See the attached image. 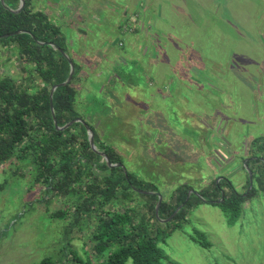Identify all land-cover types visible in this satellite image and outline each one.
Masks as SVG:
<instances>
[{
  "label": "rangeland",
  "instance_id": "obj_1",
  "mask_svg": "<svg viewBox=\"0 0 264 264\" xmlns=\"http://www.w3.org/2000/svg\"><path fill=\"white\" fill-rule=\"evenodd\" d=\"M76 2L80 11L94 7L89 11L97 19L94 32L58 24L65 53L79 66L70 80L75 108L121 154L126 170L156 184L167 201L179 184L190 185L191 194L221 178L248 197L257 184L253 176L247 183L246 162L262 155L251 141L264 143V0ZM90 58L100 62L93 67ZM84 73L90 74L86 87ZM5 75L31 91L39 85L7 40L0 42V78ZM29 163L0 164V264H34L46 257L66 262L70 250L85 259L93 222L70 216L77 214L76 197L55 195ZM59 209L64 219L51 216ZM242 209L232 225L207 202L190 208L177 227L166 224L173 217L160 221L156 226L169 231L158 243L162 258L264 264V194L257 191Z\"/></svg>",
  "mask_w": 264,
  "mask_h": 264
},
{
  "label": "trees",
  "instance_id": "obj_2",
  "mask_svg": "<svg viewBox=\"0 0 264 264\" xmlns=\"http://www.w3.org/2000/svg\"><path fill=\"white\" fill-rule=\"evenodd\" d=\"M2 2L0 42L7 40L16 46L18 59L31 66L37 76L33 82L39 85L31 91L14 78L6 75L0 78V164L30 162L35 175L37 173L36 178L49 180L55 195L76 197L77 214L71 212L70 216L94 225V230L89 232L91 246L85 259L70 250L72 257L66 262L58 263L46 257L34 264H125L128 260L132 264H180L162 258L158 243L169 236V231L156 224L182 205L171 222L166 223L169 227H177L178 220H185L190 208L207 202L218 206L228 225H232L239 219L247 198L256 195L257 191L264 194V143L257 138L251 141V147L261 151L262 155L252 156L246 162L257 184L256 188L251 187L248 197L237 192L228 178L214 180L213 186L191 194L188 192L192 187L183 183L175 187L169 201L162 199L156 215L154 210L159 193L156 184L128 169L125 176L121 166H108L91 148L87 129L81 121L72 122L64 129L56 128L80 118L93 132L96 149L104 152L111 163L125 167L116 148L100 137L85 115L77 112L76 90L71 82L57 87L50 98L51 87L63 82L69 71V64L60 51H67L66 38L60 28L44 12L33 10L29 0H24L19 12L12 11L19 0ZM71 60L73 79L79 66ZM133 63L137 62L133 60ZM133 187L148 193L137 192ZM224 188L229 189L228 194ZM64 213L59 209L51 216L64 219L67 216Z\"/></svg>",
  "mask_w": 264,
  "mask_h": 264
},
{
  "label": "crops",
  "instance_id": "obj_3",
  "mask_svg": "<svg viewBox=\"0 0 264 264\" xmlns=\"http://www.w3.org/2000/svg\"><path fill=\"white\" fill-rule=\"evenodd\" d=\"M29 1H30V6L32 7L33 10H39V11L44 12L46 15H48L49 20L51 22H53L54 24H56L57 26L59 24L60 28L62 27V28H65V29L71 31L72 26L75 25L78 28H80L79 30H81V31H82V29H83V31L86 30V28L91 29L93 32L96 30V28L92 24V21L94 19L95 20L97 19V15H95L94 13L90 14V11H89V10L92 11V9H94V7H89V10H88V7H86V11L77 10L78 4H77L76 0H29ZM78 2L81 5H84V4L89 5L90 4L87 2V0H78ZM95 3H96V6H98V5L100 6L101 2H95ZM72 17L74 19L77 18V20L81 21L80 23H86L85 27L83 28L81 25L73 24L71 21V19H73ZM65 24H67V25H65ZM96 24H97V21H96ZM63 25H65V26H63ZM61 30H63V29H61ZM93 32H91V35H93ZM96 58H99V57H96ZM89 60H90L89 64L93 65V67L96 64H92V63H94L96 61L100 62V59H95V58H90ZM86 67H87V65H86ZM86 69L90 70L89 67ZM84 75H87V74L84 73ZM89 75L90 74H88L86 79L84 80L85 87L88 86L87 82H88V76Z\"/></svg>",
  "mask_w": 264,
  "mask_h": 264
},
{
  "label": "water",
  "instance_id": "obj_4",
  "mask_svg": "<svg viewBox=\"0 0 264 264\" xmlns=\"http://www.w3.org/2000/svg\"><path fill=\"white\" fill-rule=\"evenodd\" d=\"M0 2L3 3L2 0H0ZM23 5H24V0H19V5H18V7H17L15 10H12V11H13V12H19V11L21 10V8L23 7ZM4 36H6V35H4ZM51 46H53V47H57V46H55L54 43H51ZM57 49H58V48H57ZM60 51H61V53L63 54V56L68 60V63H69V65H70V72H69L68 77H67L63 82L58 83V84H55V85H53V86L51 87V90H50V98H51V96H52L53 91H54L57 87L62 86V85H65V84H67L68 82H70V80H71V78H72V76H73V73H74V64H73L72 60L68 58V56L66 55L65 52H63L62 50H60ZM51 111H52V115H53L52 107H51ZM75 121H81L82 123H84V125H85V127H86V129H87L88 139H89V144H90L91 148H92L95 152H97L98 154H100V155L103 157V159L105 160V162L107 163V165H108V166H121V167L123 168V171H124V173H125V176H127V175H126V169H125V167H124L123 164H118V163L113 164V163H111L110 160H109V158L106 156V154H105L104 152H100V151H98V150L96 149V147H95V145H94V135H93V132L90 130L89 126H88L84 121H82V120H80L79 118H77V119H74V120H72V121L66 123V124H65L64 126H62V127H58V126H56V128H57V129H64V128H66L69 124H71L72 122H75ZM54 122H55V121H54ZM55 125H56V123H55ZM245 168H246V170H247L249 183H250V185H251V182H252V172H251V170H250L247 166H245ZM133 188H134V187H133ZM249 188H250V186H249ZM134 190L137 191V192H145V193H148L147 191H143V190H140V189H137V188H134ZM189 192H190V191H189ZM189 192H188V193H189ZM157 194H158V199H157L156 206H155V210H154L156 215H157V213H158V209H159V206H160L161 201H162V197H161L160 193H157ZM181 206H182V205H179V206L175 209V211L172 213V215H170L168 218H166V219H164V220H161V221H164V222L169 221V220H170V219L176 214V212L178 211V209L181 208Z\"/></svg>",
  "mask_w": 264,
  "mask_h": 264
},
{
  "label": "built area",
  "instance_id": "obj_5",
  "mask_svg": "<svg viewBox=\"0 0 264 264\" xmlns=\"http://www.w3.org/2000/svg\"><path fill=\"white\" fill-rule=\"evenodd\" d=\"M124 28H126V26H125ZM120 44H121V43H120Z\"/></svg>",
  "mask_w": 264,
  "mask_h": 264
}]
</instances>
